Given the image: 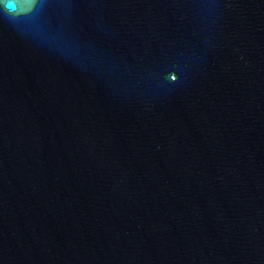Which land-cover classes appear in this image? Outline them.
<instances>
[{
	"label": "water",
	"instance_id": "obj_1",
	"mask_svg": "<svg viewBox=\"0 0 264 264\" xmlns=\"http://www.w3.org/2000/svg\"><path fill=\"white\" fill-rule=\"evenodd\" d=\"M0 264H264V0H0Z\"/></svg>",
	"mask_w": 264,
	"mask_h": 264
}]
</instances>
